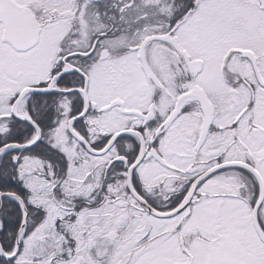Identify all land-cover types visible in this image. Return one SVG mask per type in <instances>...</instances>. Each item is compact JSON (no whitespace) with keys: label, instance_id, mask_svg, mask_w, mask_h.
I'll use <instances>...</instances> for the list:
<instances>
[{"label":"snow or ice","instance_id":"6c2138e0","mask_svg":"<svg viewBox=\"0 0 264 264\" xmlns=\"http://www.w3.org/2000/svg\"><path fill=\"white\" fill-rule=\"evenodd\" d=\"M0 264H264V0H0Z\"/></svg>","mask_w":264,"mask_h":264}]
</instances>
